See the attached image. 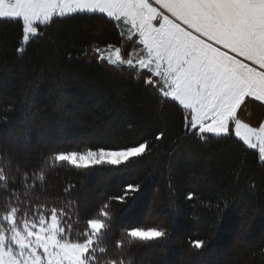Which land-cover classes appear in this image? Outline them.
I'll list each match as a JSON object with an SVG mask.
<instances>
[{
  "label": "trees",
  "instance_id": "1",
  "mask_svg": "<svg viewBox=\"0 0 264 264\" xmlns=\"http://www.w3.org/2000/svg\"><path fill=\"white\" fill-rule=\"evenodd\" d=\"M120 33L105 19L68 17L56 20L24 46L21 24L0 19V134L20 132L30 146L40 136L57 142L52 147L39 145L22 172L58 151L122 148L145 140L150 146L146 155L118 167L81 171L61 164L46 168V180L35 191H26L22 177L9 173L8 188L21 198L35 200L42 192V202L75 204L80 228L107 205L108 255L122 254L132 264H141L136 257L143 253L158 258L162 251L167 255L168 250L182 246L196 257L211 254L213 246L227 240L226 226L233 222L245 223L244 242L254 240L248 252L231 264H264V163L259 154L234 136L200 142L186 135L178 108L161 106L130 71H118L99 59L97 48L111 44L127 51L131 47ZM21 47L23 52L18 51ZM160 132L164 137L157 140ZM8 151L2 144L0 153ZM94 182H99L98 190H105L100 198L105 202L90 204L81 213L84 192ZM129 184L139 185V190L129 192L123 202L113 199L123 195ZM147 193L156 197L151 222L155 228L166 229L167 237L127 241L123 250H117L115 240L133 227L120 225L115 215L123 216ZM190 193L192 199H188ZM7 196L0 190V204ZM194 240L205 241V247L193 249Z\"/></svg>",
  "mask_w": 264,
  "mask_h": 264
},
{
  "label": "snow or ice",
  "instance_id": "2",
  "mask_svg": "<svg viewBox=\"0 0 264 264\" xmlns=\"http://www.w3.org/2000/svg\"><path fill=\"white\" fill-rule=\"evenodd\" d=\"M76 16L125 28L120 35L131 47L125 51L110 44L99 59L130 71L161 106L178 108L186 135L200 142L234 136L258 149L264 163V120L254 126L241 118L250 103L264 106V0H0V19L21 24L24 44L56 20ZM163 137L160 132L156 139ZM149 147L145 140L122 148L58 151L23 172L15 153H0V190L8 193L0 204V264H132L122 254L108 255L107 205L80 228L75 204L42 202V192L35 200L21 198L8 188L9 173L22 177L26 191H35L46 180V168L118 167L146 155ZM138 190L139 185L129 184L113 199L123 202ZM167 235L163 228L133 227L114 246L123 250L127 241L151 242ZM191 247L203 249L205 241H191Z\"/></svg>",
  "mask_w": 264,
  "mask_h": 264
},
{
  "label": "rangeland",
  "instance_id": "3",
  "mask_svg": "<svg viewBox=\"0 0 264 264\" xmlns=\"http://www.w3.org/2000/svg\"><path fill=\"white\" fill-rule=\"evenodd\" d=\"M121 32L125 31L124 27L120 28ZM28 44V43H27ZM24 44L23 45H27ZM110 49H103L100 50L99 55H107ZM254 104H259L258 102H252L250 103L246 109H244V114L241 117L246 122H249L253 124L254 126L257 124L258 121L264 120V114L260 116L263 113L264 107L262 108L258 107L257 105L254 106ZM254 106V108H253ZM259 108L261 110V113L259 110L256 109ZM260 116H256L255 112ZM2 134V133H1ZM0 134V149L2 148V144L6 145L9 148V151L7 153H15L17 157L21 160L20 168L21 170L25 167V165L28 163L31 155L33 152H35V149L40 146H48L52 147L55 144H57L54 140H49L45 137H38L37 140H34V144L30 146L24 138L21 137V133L18 132L17 134ZM247 147V146H246ZM34 148V149H33ZM248 148V147H247ZM250 149V148H248ZM253 151H256L258 153V149H250ZM5 153V154H7ZM99 182L92 183L89 186V189L85 191V199L86 202L81 201L80 202V210L81 213H86L87 207L90 206V204H98L101 201V196L104 194V189L98 190ZM47 190V189H46ZM46 193V191H44ZM135 194L131 195L134 197ZM155 195L153 193H147L140 197L138 201H135L133 205L130 206L129 210H126L125 213H123V216H120L118 218L117 214L115 217L120 221V225L126 226V227H149V226H156V223H152L153 217L156 215L155 210ZM105 202L102 201L99 204L103 205ZM127 206H129L126 203ZM109 208V207H107ZM112 213L114 214L115 211L113 208ZM110 210V208H109ZM242 223V222H241ZM227 223V234L229 235L226 241H221L219 244L215 245L211 248V254H207L205 256L196 257L194 256L190 251L185 249V247H180L179 249H170L168 250V254H164L161 252V257H155L149 254V253H143V255L136 257V261L140 262L141 264H231L232 259H237V257H240L244 255V253L248 252L249 247L251 246V241L254 239H250V241L244 242L242 239V230L245 228V223ZM238 230V233L235 232ZM182 234L183 231H180ZM177 239L180 240L181 236L179 237L176 235ZM231 236V237H230ZM217 249V250H216ZM148 252V251H147ZM157 258V259H156ZM160 259V260H159Z\"/></svg>",
  "mask_w": 264,
  "mask_h": 264
},
{
  "label": "crops",
  "instance_id": "4",
  "mask_svg": "<svg viewBox=\"0 0 264 264\" xmlns=\"http://www.w3.org/2000/svg\"><path fill=\"white\" fill-rule=\"evenodd\" d=\"M121 31V30H120ZM258 106V107H260V108H262L261 106H260V104H254V106ZM254 106H253V108H254ZM264 107V106H263ZM263 109V108H262ZM254 112H255V115L256 116H258V117H260V116H262L263 114H264V109H263V113L259 116L257 113H256V111L254 110Z\"/></svg>",
  "mask_w": 264,
  "mask_h": 264
},
{
  "label": "bare ground",
  "instance_id": "5",
  "mask_svg": "<svg viewBox=\"0 0 264 264\" xmlns=\"http://www.w3.org/2000/svg\"><path fill=\"white\" fill-rule=\"evenodd\" d=\"M257 111L259 110V112L261 113V110L259 108L256 109Z\"/></svg>",
  "mask_w": 264,
  "mask_h": 264
}]
</instances>
